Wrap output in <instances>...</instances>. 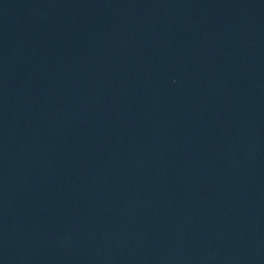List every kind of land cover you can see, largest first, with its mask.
<instances>
[{
    "label": "water",
    "instance_id": "95a60500",
    "mask_svg": "<svg viewBox=\"0 0 264 264\" xmlns=\"http://www.w3.org/2000/svg\"><path fill=\"white\" fill-rule=\"evenodd\" d=\"M0 264H264V0H0Z\"/></svg>",
    "mask_w": 264,
    "mask_h": 264
}]
</instances>
